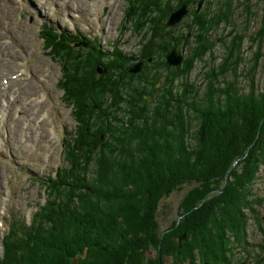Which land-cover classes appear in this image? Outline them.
<instances>
[{
	"label": "trees",
	"instance_id": "trees-1",
	"mask_svg": "<svg viewBox=\"0 0 264 264\" xmlns=\"http://www.w3.org/2000/svg\"><path fill=\"white\" fill-rule=\"evenodd\" d=\"M221 15L217 23L227 18ZM195 20L208 46L206 27L212 22ZM241 40L237 34L229 41L228 60L218 73H206L205 88L188 84L176 91L166 77L167 95L151 108L142 100L145 88L138 95L134 91V101L123 108L120 96L107 106L106 93L118 89L97 82L114 74L116 83L131 75L120 63L121 52L105 62L107 74L92 71L90 77L84 68V76L69 79V101L79 99L77 106L89 110L75 114L87 139L76 141V130L77 136L66 141L65 167L43 182L49 188L46 200L30 223H11L0 264H237L240 252L247 253L248 212L262 236L249 260L264 264V222L253 208L264 204L253 190L264 165V91L247 93L238 87L236 74L232 84L225 78L231 65L237 66L229 60ZM198 46L184 60L187 70L206 50L203 42L194 49ZM89 56L94 68L103 64ZM161 64L166 66L164 59ZM81 85L88 88L84 93ZM120 112L127 121L118 129L113 123ZM103 118L105 123L99 121ZM178 192H185L178 218L160 233L159 205Z\"/></svg>",
	"mask_w": 264,
	"mask_h": 264
},
{
	"label": "rangeland",
	"instance_id": "rangeland-1",
	"mask_svg": "<svg viewBox=\"0 0 264 264\" xmlns=\"http://www.w3.org/2000/svg\"><path fill=\"white\" fill-rule=\"evenodd\" d=\"M182 4L186 5L182 19L175 26L165 28L168 12L180 9ZM223 13L227 18L217 23L216 18ZM196 16L212 22L206 27L208 46L201 28L195 24ZM43 25H50L57 36L55 40L49 37L52 39H48L45 47L42 38L47 32L41 31ZM187 34L184 60L190 58L192 50H199L200 46L194 49L199 41L205 45L206 53L192 61L191 69L187 70L183 61L180 73L176 69L173 72L174 67L162 65L161 60L165 63L168 50H181ZM237 34L242 40L229 65L238 62L228 69L227 83L232 84L236 74L239 88L247 93L263 92L264 0H0V244L10 221L21 219L28 223L38 206L44 204L49 188L43 182L65 165L63 139L68 134L69 138H75V130L79 131L76 141L87 139L75 114L76 109L79 116L88 114L89 110L77 106L79 99L76 103L69 101L65 83L74 76H84V68L89 69L84 71L88 75L92 71L95 74L89 54L108 62V57L120 51L146 62L141 74L128 72L127 67L131 75H121L118 82L115 83L114 74L115 78L110 75L97 82L100 87L118 89L115 95L110 90L105 97L112 99L110 103L117 96L124 98L123 104H119L123 108L134 101V91L138 95L144 88L161 101L168 92L164 91L166 77L173 79L176 91L188 84L197 90V87L205 88L204 76L210 70L218 73L222 61L228 60L229 41ZM79 39H82L80 45L74 46ZM83 39L95 48L91 50ZM69 47L72 50L68 51ZM75 59L80 60L79 64L73 62ZM120 63L125 67L130 64ZM13 76L17 79L11 82ZM86 89L81 85V93ZM35 95L44 99L43 104L28 103ZM99 121L105 123L104 118ZM126 121L123 118L122 124L113 125L121 129ZM11 134L13 139L9 138ZM253 190L257 197L264 198V165L258 171ZM184 193L173 194L160 203L157 215L160 233L178 218ZM253 208L259 221L264 222V204ZM249 214L247 253L240 252L237 264H248L251 252H256L262 240L252 220L254 213ZM196 241L197 238L192 245ZM2 253L1 246L0 257ZM164 264H169V260H164Z\"/></svg>",
	"mask_w": 264,
	"mask_h": 264
},
{
	"label": "water",
	"instance_id": "water-1",
	"mask_svg": "<svg viewBox=\"0 0 264 264\" xmlns=\"http://www.w3.org/2000/svg\"><path fill=\"white\" fill-rule=\"evenodd\" d=\"M186 5H182V7L178 10H175L172 12L168 18V21L164 24V27H173L175 26L183 17V15L186 13L185 10ZM189 38V34L184 38V45L182 46L181 51H178L176 49H172L169 51L166 55V63L169 66L177 67L182 63L183 60V54L188 48L187 40ZM142 67V63L138 64L137 66L130 69L131 72H138ZM98 73H103V70L97 69ZM144 100L147 103L148 106H151L153 100L152 97H145ZM95 108V106H93Z\"/></svg>",
	"mask_w": 264,
	"mask_h": 264
},
{
	"label": "bare ground",
	"instance_id": "bare-ground-1",
	"mask_svg": "<svg viewBox=\"0 0 264 264\" xmlns=\"http://www.w3.org/2000/svg\"><path fill=\"white\" fill-rule=\"evenodd\" d=\"M188 8V7H187ZM209 8V7H208ZM22 16H23V18H24V14H22ZM31 19V18H30ZM31 23V22H30ZM42 31L43 32H47V35L46 36H44L43 38H42V40H43V43H44V47H45V44H46V42L48 41V39H49V37L50 36H53L54 37V39H56L57 38V36H56V31L55 30H53V28L49 25V26H44L43 25V27H42ZM51 35H50V34ZM63 39V38H62ZM72 41V40H71ZM74 41H72V43H73ZM76 44H79V41H77V42H75V44H74V46L76 45ZM80 45V44H79ZM95 48V47H94ZM107 55V54H106ZM120 60H125L124 62H129L128 60H127V58L126 57H120L119 58ZM127 60V61H126ZM130 63V62H129ZM131 64V63H130ZM6 69V68H5ZM9 70V69H8ZM15 78L16 77H10V80H11V82L12 81H14L15 80ZM19 79H21V78H19ZM2 83H4L3 81H2ZM26 83V82H25ZM26 84H28V83H26ZM34 87V86H33ZM0 89H2V88H0ZM43 97V96H42ZM252 98V97H251ZM30 101H32L33 103H35V105H37L36 104V102L38 103V104H43V102H44V99H42V98H40V97H37V95H35L34 96V98H32V99H30ZM29 103V102H28ZM72 105V104H71ZM74 113H75V111H74ZM10 139H13V134H11V136L9 137ZM14 142H16V140H15V138H14ZM207 263V262H206Z\"/></svg>",
	"mask_w": 264,
	"mask_h": 264
}]
</instances>
